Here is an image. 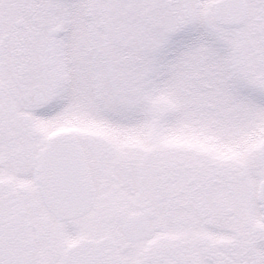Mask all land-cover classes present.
I'll return each instance as SVG.
<instances>
[{
	"label": "snow or ice",
	"instance_id": "1",
	"mask_svg": "<svg viewBox=\"0 0 264 264\" xmlns=\"http://www.w3.org/2000/svg\"><path fill=\"white\" fill-rule=\"evenodd\" d=\"M0 264H264V0H0Z\"/></svg>",
	"mask_w": 264,
	"mask_h": 264
}]
</instances>
